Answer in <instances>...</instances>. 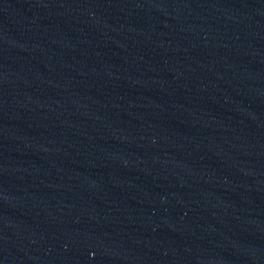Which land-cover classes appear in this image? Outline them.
Here are the masks:
<instances>
[{"label": "water", "instance_id": "water-1", "mask_svg": "<svg viewBox=\"0 0 264 264\" xmlns=\"http://www.w3.org/2000/svg\"><path fill=\"white\" fill-rule=\"evenodd\" d=\"M0 264H264V0H0Z\"/></svg>", "mask_w": 264, "mask_h": 264}]
</instances>
